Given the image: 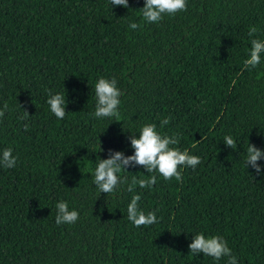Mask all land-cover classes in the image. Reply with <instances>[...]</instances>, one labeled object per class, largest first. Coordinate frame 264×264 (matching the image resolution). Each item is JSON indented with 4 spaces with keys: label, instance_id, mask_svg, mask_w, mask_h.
<instances>
[{
    "label": "trees",
    "instance_id": "trees-1",
    "mask_svg": "<svg viewBox=\"0 0 264 264\" xmlns=\"http://www.w3.org/2000/svg\"><path fill=\"white\" fill-rule=\"evenodd\" d=\"M144 3L0 0V155L18 156L0 165V264H226L189 252L201 232L222 235L237 264H264V173L245 167L249 143L264 150V56L243 67L249 27L264 40V0H187L155 23L143 20ZM101 76L123 92L118 117L93 115ZM49 90L66 95L63 119ZM146 123L202 163L181 169V181L129 166L117 193H100L99 158L132 155L130 136ZM150 175V189L127 191L133 176ZM135 194L156 224L128 220ZM60 200L79 212L75 223H56Z\"/></svg>",
    "mask_w": 264,
    "mask_h": 264
},
{
    "label": "clouds",
    "instance_id": "clouds-1",
    "mask_svg": "<svg viewBox=\"0 0 264 264\" xmlns=\"http://www.w3.org/2000/svg\"><path fill=\"white\" fill-rule=\"evenodd\" d=\"M112 7L123 5L129 7V0H111ZM141 9L142 18L147 23H155L161 21L165 15H174L179 11L187 10V0H145ZM130 29H137L140 24L131 21L128 24ZM258 29L255 26H250L248 36L251 38V49L247 59L243 62L244 69H255L264 56V40L255 37ZM115 77L107 79L101 76L95 84V112L94 117L113 118L119 116L120 97L123 92L117 87ZM68 103L66 95L60 92L52 93L49 90L47 104L50 107L51 113L58 119H63L66 115L65 106ZM8 109V104L5 102L3 108H0V118L5 115ZM29 116L27 110L21 119H27ZM169 123V119L165 118L161 121V128ZM27 130L28 125H24ZM130 147L134 149L132 155L125 156L122 151L113 152L109 149V158L100 159L97 162L94 171V184L100 193L115 194L120 188L127 183V178L122 177L120 173L127 171L129 166L141 165L148 173H159L164 180H170L173 177L177 181L182 180L181 169L185 167L196 168L202 163L201 157L192 155L187 149L180 150L175 147L179 144V137L175 134L169 136L157 130L155 123H146L139 130V136L135 134L130 136ZM225 144L231 149L237 148V142L231 135L224 137ZM11 147L5 148L0 155V165L5 168H13L16 166L18 156H14ZM264 157V150L258 148L255 144L249 143L247 148V157L245 167L251 166L259 175L264 173V165L258 161ZM157 183V176L150 175L147 178H137L133 176L131 183L127 184V191L133 192L138 185L139 188H151ZM140 194H135L131 197L127 205V218L134 226H150L158 222L156 211L145 212L140 208ZM57 215L56 223L72 224L79 219V212L75 209H69L68 202L60 200L56 204ZM158 211V210H157ZM189 252L198 255L212 257L219 261L227 257L226 264H237V257L232 253L228 246L227 240L219 234L205 235L203 232L194 234L191 243L188 245Z\"/></svg>",
    "mask_w": 264,
    "mask_h": 264
}]
</instances>
